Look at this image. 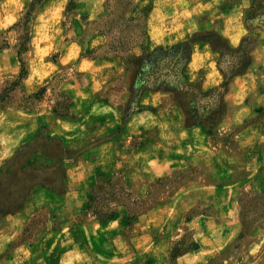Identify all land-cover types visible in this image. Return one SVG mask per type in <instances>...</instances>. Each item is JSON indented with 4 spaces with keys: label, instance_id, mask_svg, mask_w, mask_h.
Segmentation results:
<instances>
[{
    "label": "rangeland",
    "instance_id": "374dc122",
    "mask_svg": "<svg viewBox=\"0 0 264 264\" xmlns=\"http://www.w3.org/2000/svg\"><path fill=\"white\" fill-rule=\"evenodd\" d=\"M138 1L0 0V264H264V46L201 125L191 101L213 88L204 78L222 85L219 69L132 102L129 61L147 55ZM261 11L254 0L251 27ZM104 27L136 40L121 75ZM217 103L201 98L199 114Z\"/></svg>",
    "mask_w": 264,
    "mask_h": 264
},
{
    "label": "crops",
    "instance_id": "0c3cea01",
    "mask_svg": "<svg viewBox=\"0 0 264 264\" xmlns=\"http://www.w3.org/2000/svg\"><path fill=\"white\" fill-rule=\"evenodd\" d=\"M254 0H139L134 2L135 7L148 5L149 13L146 20V38L140 53L149 54L155 49L171 47L179 44L189 45V61L184 67L183 73L188 85L192 86L200 77V71L210 67V76H215L218 71L219 52L208 40H195V33H214L220 37L229 48H236L240 42L252 32L259 33L256 46L253 51L262 49L264 46V25L250 26L246 19L252 11ZM264 4V0H261ZM96 16L102 12H94ZM180 13L182 21L173 24L170 20ZM257 15L264 16V11ZM123 56L120 55V75L124 66ZM218 60V61H217ZM257 60L251 58L252 65ZM234 76L231 80L240 77ZM208 76V75H206ZM223 77V76H222ZM207 78V77H206ZM202 81V88L217 87L208 78ZM224 79V78H223ZM230 80V81H231ZM200 81V80H199ZM208 83L207 86H205ZM254 100H264V94L260 92L254 95Z\"/></svg>",
    "mask_w": 264,
    "mask_h": 264
},
{
    "label": "trees",
    "instance_id": "16d2710c",
    "mask_svg": "<svg viewBox=\"0 0 264 264\" xmlns=\"http://www.w3.org/2000/svg\"><path fill=\"white\" fill-rule=\"evenodd\" d=\"M124 1V0H122ZM121 2V0H120ZM117 3H119L117 1ZM144 11V10H143ZM145 16H148L149 8L145 11ZM138 17H131L128 21H136ZM106 27L109 25L103 24ZM135 24H132L134 27ZM104 27L101 29L102 33L107 34L110 39L106 45V53L107 54H120L126 56L128 53L132 51L134 47L137 46L135 43L136 40L128 41L115 36H111L110 30ZM145 29V26H144ZM141 35L145 36V30L141 33ZM209 41V40H208ZM210 42V41H209ZM212 43V42H210ZM257 40L249 43L248 38H244L238 47L229 48L225 46L224 49H218L212 46L219 52L220 58L218 61V69L222 74L224 81L221 86L214 87L210 89L206 93H202L200 95H194L193 100L191 101V107L189 112L192 114V117L196 119L197 125H201L203 121H206L210 117V113H217L221 109V97L223 88L228 85L229 80H231L234 76L242 74L251 63L250 53L253 48L256 46ZM139 46V45H138ZM189 45L181 44L178 46H173L168 50H164L163 48L156 49L150 54H147L142 57L133 58L129 61V64H132L135 67L134 81L133 85L137 88V90H133L132 92V102L138 99L139 93L142 90H152L157 88H163L167 91L173 92L176 95L180 93L189 92L190 88L187 85L183 70L186 64L189 61ZM226 53L239 54L244 58V63L241 65V68L229 72L227 69L229 66L225 63V55ZM234 65V64H233ZM25 69L23 68L20 73V79L25 75ZM19 81H17L18 84ZM3 90L0 91V102H9L8 96H3ZM212 94H217L218 103L208 107L209 115H201L199 114L200 109L206 111L207 106H202L199 104V100L201 98H207ZM206 108V109H205ZM139 109V108H138ZM205 113V112H204ZM200 116V117H199Z\"/></svg>",
    "mask_w": 264,
    "mask_h": 264
}]
</instances>
